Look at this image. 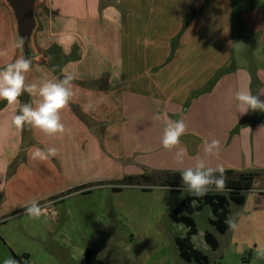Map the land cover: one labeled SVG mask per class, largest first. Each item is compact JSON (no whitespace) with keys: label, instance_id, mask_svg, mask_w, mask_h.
I'll return each mask as SVG.
<instances>
[{"label":"crops","instance_id":"1","mask_svg":"<svg viewBox=\"0 0 264 264\" xmlns=\"http://www.w3.org/2000/svg\"><path fill=\"white\" fill-rule=\"evenodd\" d=\"M203 4L204 0H43L36 10L35 43L45 60L32 62L26 83L39 84L66 73L75 76L73 97L61 112L67 131L46 135L27 125L17 129L12 124L16 106L0 100V210L22 207L25 187L51 191L60 178L71 179L94 162L108 165L114 157L135 159L142 166L138 175L182 172L198 159L213 168L264 171V111L241 114L234 99L236 90L247 88L264 102V65L255 70L230 63L229 1L209 0L206 9L194 13L179 36L174 57L166 62L170 39ZM215 10L217 22L225 28L226 55L199 65L195 43L210 34L205 28L215 19ZM243 19L255 31L264 28L261 9L244 13ZM14 45L12 17L0 0V49L7 50L0 67L14 62ZM228 60L231 72L211 80ZM26 94L28 103L39 99ZM180 119L187 125L186 134L175 149L165 150L161 139L166 123ZM213 139L220 141V148L206 155L204 148ZM36 148H55L57 155L33 160ZM181 148L186 155L178 162L175 154Z\"/></svg>","mask_w":264,"mask_h":264},{"label":"rangeland","instance_id":"2","mask_svg":"<svg viewBox=\"0 0 264 264\" xmlns=\"http://www.w3.org/2000/svg\"><path fill=\"white\" fill-rule=\"evenodd\" d=\"M208 1L204 0L205 5L197 12L191 11L190 16L206 9ZM228 1L232 31V50L227 53L230 63L257 70L264 65V28L253 30L243 16L258 9L264 12V0ZM218 14V10L211 14L215 19H209L205 28L210 34L195 43L199 54L194 56L198 55L199 65L218 62L226 55L225 28L217 22ZM189 21L185 19L170 39L166 62L174 57L177 36ZM230 63L228 60L215 70L211 80L228 75ZM110 161L108 165L87 164L84 172L75 171L71 179L55 181L58 186L51 191L25 187L24 205L34 197L41 198V205L51 202L47 214L39 219L26 215L24 207L0 210V264L9 257L17 264H79L85 249L108 264H198L179 255L175 238L184 237L187 228L169 216L179 208L193 218L196 234L191 242L207 255V264H264V171L255 173L252 189L244 192L243 205L230 203L227 220L234 219L237 228L231 230L227 224V230L219 233L209 224L213 217L210 207L203 205L198 209L195 200L193 207L192 201L186 200L189 193L185 188L172 190L155 178H141L138 171L142 166L135 159L114 157ZM236 176L225 175L226 179ZM206 230L214 235L216 250L205 242Z\"/></svg>","mask_w":264,"mask_h":264},{"label":"clouds","instance_id":"3","mask_svg":"<svg viewBox=\"0 0 264 264\" xmlns=\"http://www.w3.org/2000/svg\"><path fill=\"white\" fill-rule=\"evenodd\" d=\"M24 40L20 38L14 45L17 48L23 47ZM7 50L0 49V57L6 56ZM31 58L24 55L19 56L14 62L7 63L0 67V100L7 102L9 106H16L17 114L12 118V124L17 129H23L26 125L39 129L46 135L63 134L67 131L65 124L61 119V112L68 105L73 97L72 81L75 76L66 73L59 79H44L39 84L26 83V74L31 70ZM27 92L30 96L39 99L31 103H23L20 97ZM234 99L237 101V110L244 114L249 110L264 111V102L259 99V95H253L250 89L240 88L235 91ZM159 119V116L156 117ZM187 125L180 120H168L163 130L161 139L162 147L165 150L175 149L180 144V138L186 134ZM220 148V141L213 139L207 143L204 152L206 155L216 153ZM57 155L55 148L46 150L36 148L32 152V159L47 160ZM176 159L182 162L186 149H179L176 152ZM219 173V175H216ZM225 169L218 165L213 168L209 166L204 159H198L194 167L184 168L181 172L182 182L185 190L192 196H203L209 191L211 186H215L217 191H223L226 187ZM167 190V189H166ZM40 197H34L26 205L25 214L39 219L45 216L51 206V202L41 205ZM195 201H192L194 207ZM231 230L237 228L234 219L226 221ZM3 264H17L13 258L9 257L3 261Z\"/></svg>","mask_w":264,"mask_h":264},{"label":"trees","instance_id":"4","mask_svg":"<svg viewBox=\"0 0 264 264\" xmlns=\"http://www.w3.org/2000/svg\"><path fill=\"white\" fill-rule=\"evenodd\" d=\"M205 5V4H204ZM189 16L188 19H191ZM179 37V36H177ZM20 101L23 103H28L26 92L20 97ZM256 172H237L233 170H225L226 174H237L236 177L226 179L225 189L230 190L228 194L223 192H209L211 189H215V186H211L209 191L203 196H192L188 195L187 199L190 201L198 202V209L203 205H207L211 209L212 218L209 219V224L219 233H224L227 230V217L231 211L230 203L236 205H242L245 202V191L252 189ZM156 175V176H155ZM154 176L149 174L140 175L141 178L146 180H152L153 178L160 181L162 186H167L172 190L185 188L183 185L181 172H159ZM219 175V173H216ZM186 203V202H185ZM184 206L182 202L181 207ZM170 218L178 224H182L187 228L186 235L184 237H176L175 243L179 250V255L182 259L188 262H195L198 264H207L208 257L202 251L196 249L191 242V237L196 234V225L193 218L185 213L181 212V209H174L169 213ZM205 242L210 245L212 250L217 249V241L214 235L209 231H204ZM79 264H108L100 259H98L95 254L90 249H85L83 257Z\"/></svg>","mask_w":264,"mask_h":264},{"label":"water","instance_id":"5","mask_svg":"<svg viewBox=\"0 0 264 264\" xmlns=\"http://www.w3.org/2000/svg\"><path fill=\"white\" fill-rule=\"evenodd\" d=\"M1 2L12 17L15 44L20 38L24 40L23 47H16L15 59L24 55L30 57L32 62H43L44 54L38 50L35 43L38 26L36 10L43 0H1Z\"/></svg>","mask_w":264,"mask_h":264}]
</instances>
